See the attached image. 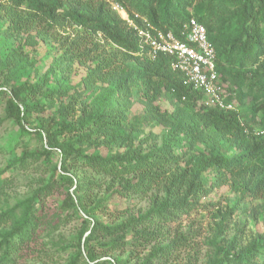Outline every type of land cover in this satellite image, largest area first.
Listing matches in <instances>:
<instances>
[{
	"label": "trees",
	"instance_id": "16d2710c",
	"mask_svg": "<svg viewBox=\"0 0 264 264\" xmlns=\"http://www.w3.org/2000/svg\"><path fill=\"white\" fill-rule=\"evenodd\" d=\"M114 3L124 6L138 28L150 23L180 37L189 19L204 24L227 91L231 82L241 102L249 92L253 107L244 114L206 106L201 91L183 85L172 56H150L138 30L113 9ZM0 16L7 18L12 34H27L32 41L33 32L47 40L50 31L76 28L78 37L58 64L62 75L70 64L93 60L83 91L102 77L111 79L95 101L87 102L53 72L55 67L42 74L22 53L0 59V78L5 75L0 95L17 126L11 142L37 135L44 156L53 160L57 154L61 162L47 185L20 203V213H0L1 222L12 221L10 229L0 231V264H17L39 227L38 203L62 184L68 187L62 208L83 219L79 252L68 264H166L174 247L188 241L187 233L172 234L180 217L215 210L223 221L229 219L231 211L206 201L216 187L231 182L244 195L264 197V128L257 131L252 124L260 114L255 122L264 127V0H0ZM98 36L115 46L113 54L98 51ZM24 70L35 77L22 80ZM164 91L172 93V112L157 103ZM134 94L165 126L161 144L150 143L151 134L140 138L133 132L128 121ZM227 99L233 100L229 92ZM48 110L54 114L43 116ZM105 193L125 199V206L112 210L100 198ZM148 197L150 207L135 215V199ZM260 215L262 232L217 244L208 264H264V203ZM96 239L104 261L93 249ZM125 250L124 259L114 256Z\"/></svg>",
	"mask_w": 264,
	"mask_h": 264
},
{
	"label": "rangeland",
	"instance_id": "374dc122",
	"mask_svg": "<svg viewBox=\"0 0 264 264\" xmlns=\"http://www.w3.org/2000/svg\"><path fill=\"white\" fill-rule=\"evenodd\" d=\"M9 22L7 18L0 16V59H12L14 56L23 54L29 61L35 62L37 68L42 74L55 67L53 72L59 73L58 66L65 50L69 47L71 41L78 37L76 28H68L67 31L51 33L49 38L44 40L33 32L34 40L27 38V34H12L8 29ZM98 36V51L106 54H113L115 46ZM65 61V60H64ZM64 62L63 65H67ZM96 63L89 60L86 63L75 62L68 66V71L62 75L66 86L73 88V93L81 99L92 102L111 85L110 78H103L98 81L89 91H83L82 80L94 68ZM21 79H33L35 73L31 70H24ZM0 78V83L4 80ZM229 82V81H228ZM229 85V94L234 101L237 110L244 114L253 107L254 101L249 92L241 102L237 98L234 86ZM172 93L164 91L159 97L157 103L162 110L174 111L175 106L171 101ZM6 97L0 95V213L14 210L17 213L21 211V202L32 197L40 189L47 185L54 173L55 167L60 168L61 162L59 156L48 159L42 153L43 142L39 136L31 135L21 137L17 142H11L12 136L16 133L17 126L7 117L5 111ZM204 102V100H203ZM145 103L138 94L133 96V105L129 110V123L133 126V132L139 137L152 135L150 143L161 144L165 126L151 117L145 111ZM53 115L54 111H46L42 115ZM37 115V114H36ZM252 118V114H249ZM260 114L252 118V124L259 131L261 124ZM27 153V156L24 155ZM26 157L22 164H13L16 158ZM56 178V177H55ZM239 184L231 182L216 187L211 195L206 199L207 202L217 203L223 211H231L228 220L222 219L215 210H205L192 213L188 217H180L172 224V234L182 231L188 234V241L181 247H174L173 254L166 264H208L216 250L217 244H226L236 236L237 240H245L263 231V222L260 215L261 205L264 203V197H254L253 195H244L239 188ZM67 184H62L53 194L45 196L38 203L41 208V221L33 240H30L21 249L17 264H68L79 252V233L83 228V219L78 218L73 210L67 211L62 208ZM105 192V191H104ZM100 198L106 199L105 202L113 210L115 207L125 206V199L121 197H111L108 193L100 195ZM136 206L134 211L139 212L147 210L151 203L148 197L145 200L135 199ZM12 221L1 222L2 229H10ZM220 225H224V230L220 231ZM88 234V233H87ZM93 249L96 251V257L101 261L105 260L104 249L98 245L99 239L91 241ZM147 252V251H146ZM129 251H115L114 256L123 257L128 255ZM80 259H78L79 261ZM102 264H108L104 261Z\"/></svg>",
	"mask_w": 264,
	"mask_h": 264
},
{
	"label": "built area",
	"instance_id": "2783aa9c",
	"mask_svg": "<svg viewBox=\"0 0 264 264\" xmlns=\"http://www.w3.org/2000/svg\"><path fill=\"white\" fill-rule=\"evenodd\" d=\"M113 9L138 30L143 46L150 49L152 58L159 53L172 56V68L183 76V85L201 91L206 106L237 111L234 101L227 99V85L217 68V51L204 24L191 18L183 25L178 37L172 30H162L150 23H146L145 28H138L124 6L114 3Z\"/></svg>",
	"mask_w": 264,
	"mask_h": 264
}]
</instances>
